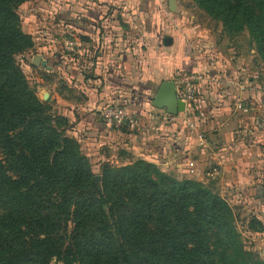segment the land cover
Wrapping results in <instances>:
<instances>
[{
	"label": "trees",
	"instance_id": "obj_1",
	"mask_svg": "<svg viewBox=\"0 0 264 264\" xmlns=\"http://www.w3.org/2000/svg\"><path fill=\"white\" fill-rule=\"evenodd\" d=\"M30 1L0 0V264H264L210 184L142 159L104 164L95 180L69 120L17 61L35 47L19 15ZM192 1L230 33L248 31L264 64V0ZM257 219L250 232L264 230Z\"/></svg>",
	"mask_w": 264,
	"mask_h": 264
},
{
	"label": "crops",
	"instance_id": "obj_2",
	"mask_svg": "<svg viewBox=\"0 0 264 264\" xmlns=\"http://www.w3.org/2000/svg\"><path fill=\"white\" fill-rule=\"evenodd\" d=\"M63 1L65 33H76L87 52L92 43L97 44L96 52L100 50L89 66L88 62L79 64L85 72L71 71L70 77L81 84L79 98H64L55 90L57 107L73 124L71 135L79 140L84 153L97 163L111 160L125 165L142 159L164 172L212 183L229 202L241 203L249 215L260 218L259 207L264 199V99L260 97L261 89L259 92L257 87L248 89L247 75L256 58L253 47L236 42L228 51L212 49L218 54L206 63L200 50L204 42L191 38L194 31L187 32L181 25L170 23L167 27L161 24L162 29L158 31L149 13L152 0H140L148 39L147 46L141 47L147 48L138 52L136 47L129 46L120 52L118 44L111 47L112 39L101 43L103 35L97 25L106 15L102 5L105 0ZM125 5L128 8L132 2L127 0ZM175 8L179 9L177 3ZM112 29L119 31L115 26ZM195 35L206 36L199 30ZM167 36L173 39L171 46L164 44ZM103 43L108 44L106 50ZM49 49V53L41 54L47 61V70L77 68L71 59L61 67L62 53L54 44ZM178 71L201 72L207 80L197 92L188 121L184 114H179L176 122L159 128L160 115L166 110L153 107L152 101L160 85L167 80L174 81ZM252 81L256 82L251 80L250 85ZM111 103L128 105L132 112L142 116L143 128L107 125L98 111ZM189 121L195 124V129L189 128ZM199 134H203L204 145ZM258 138L263 143L259 145L263 147L261 151Z\"/></svg>",
	"mask_w": 264,
	"mask_h": 264
},
{
	"label": "rangeland",
	"instance_id": "obj_3",
	"mask_svg": "<svg viewBox=\"0 0 264 264\" xmlns=\"http://www.w3.org/2000/svg\"><path fill=\"white\" fill-rule=\"evenodd\" d=\"M32 0L23 4L19 8V15L22 20L23 30L32 36L35 47L28 53L23 56H18L17 61L22 66L23 72L28 78L31 86L36 90L37 95L42 101L48 102L52 105L53 109L60 116H63L69 120L67 116L64 115L63 111L57 107V99L55 97V90L59 92V94L64 98H79L78 94L81 93L79 86L81 85L78 80H73L70 76H72L71 71H80V73L85 72L83 69L81 70L79 67L82 63H92V59L95 58L99 49L97 48L96 43H92L90 45L87 52L83 50L82 47L84 42H81L80 37L77 36L76 33L71 32L65 33L64 27L66 26L63 23V11L65 10L64 1L63 0ZM106 3L102 4L105 6L106 15L98 23V31L103 35L102 42H107V39H112L111 47L118 44L120 46V52L126 51L129 46H134L137 48V51H142L144 44H148V39L145 37L144 29H145V15L140 9V0H128L132 2L130 7L126 8V1L121 0L117 3V0H105ZM176 1L179 9L175 8V11H171L169 7V0H152L151 1V10L149 13H152V20L155 25V29L161 30V24L163 27H167L170 24H178L187 32L197 31L205 32L206 36L197 37L194 35L191 36L192 39H196L197 41L203 43L204 45L202 49L203 61L206 63L209 62L210 58L214 60V55H217L218 52L228 51L231 46H233L236 42H243V44H250V37L248 31H245L240 34L230 33L223 25L222 22L217 21L211 18L205 11L201 10L192 0H174ZM175 3V4H176ZM129 9V10H128ZM50 12V13H49ZM56 13V15H55ZM120 13V14H119ZM176 22V23H175ZM165 24V25H164ZM112 26L118 27L119 31H114ZM64 29V30H63ZM67 29V28H66ZM165 29V28H164ZM68 30V29H67ZM167 33L168 31H165ZM194 36V37H193ZM235 37V38H234ZM67 40H74L77 42V47L71 55L68 54L67 51L64 50V44ZM234 40V41H233ZM198 43V42H197ZM54 44V48L59 50L62 53L61 58L59 59V64H68V60H72L73 63H77V68L66 69L65 71H54L51 72L43 67L41 64L39 66L35 65L33 59L43 55L45 53H49L50 47ZM146 44V46H147ZM89 45V44H88ZM105 47V50L108 44H102ZM251 45V44H250ZM46 47V48H44ZM113 48V47H112ZM218 49V52H214L212 49ZM85 51V55L82 56L81 53ZM117 51V50H116ZM138 51V52H139ZM43 54V55H41ZM201 54V55H202ZM210 54V55H209ZM89 56V57H88ZM88 57V59H87ZM255 61L251 66V71L247 75L248 89H259L262 90V97L264 99V64L261 62L259 57L256 55L254 58ZM87 60V61H86ZM81 64V65H79ZM92 65V64H91ZM78 69V70H77ZM257 79H256V78ZM251 80H256V82H251ZM54 86V87H53ZM247 103V102H246ZM251 105V104H250ZM246 106V105H244ZM248 107V106H247ZM249 109V108H248ZM99 116V115H98ZM253 117V116H252ZM70 122V128L67 131V134L76 139L75 136L71 135V129L74 127ZM258 122L256 120L253 121ZM259 126V123H258ZM122 128L133 129L128 125H124ZM136 130V128H134ZM138 130V129H137ZM259 137V134H258ZM264 138V135H262ZM261 139V135H260ZM258 138L257 144L258 146L263 144L260 142ZM78 140V139H77ZM255 141V139H253ZM79 142V140H78ZM80 143V142H79ZM81 145V143H80ZM263 147L259 146L261 151ZM82 149V145H81ZM82 152L84 153L83 149ZM262 153V152H261ZM85 154V153H84ZM91 160L93 164L94 173L97 174L96 177L101 174L102 168L104 164H110L115 167L122 166L121 164H116L115 162L103 161L97 163L96 160L90 158L87 154H85ZM127 165V164H125ZM161 169V168H160ZM163 171V170H162ZM260 171V169H259ZM168 174L173 175L174 177L183 180L187 179L186 177L181 176L176 172H166ZM100 179L98 181H100ZM195 180V179H189ZM212 185V183H206ZM214 190L219 193L215 185H212ZM224 199L227 200L225 194L219 193ZM238 197V196H237ZM228 201V200H227ZM238 201V200H236ZM229 202V201H228ZM230 205L234 208L235 213L238 217V228L241 232L243 243L246 249L252 253L263 255L264 252V230L262 232H250L248 229V220L249 217L255 216L259 220L262 218L264 220V199H262V206L259 207V216L257 215H249L245 208L242 207L241 203L229 202ZM264 224V221H263ZM74 225L72 222L69 223V233L72 231ZM56 264V262L54 263ZM61 264V263H57Z\"/></svg>",
	"mask_w": 264,
	"mask_h": 264
},
{
	"label": "built area",
	"instance_id": "obj_4",
	"mask_svg": "<svg viewBox=\"0 0 264 264\" xmlns=\"http://www.w3.org/2000/svg\"><path fill=\"white\" fill-rule=\"evenodd\" d=\"M76 47L77 42L74 40H67L64 44V50L67 51L69 55L74 53ZM206 77L207 76L201 72L178 71L175 73L174 81L176 84L177 97L185 104V111L181 114L185 115L187 121L191 105L196 100L199 88L207 80ZM247 109L245 110L246 112ZM98 115L107 125L115 128H122L124 125H128L133 129H142L144 124L142 116L132 112L129 106L124 103L107 104L98 111ZM176 120L177 117L175 115L164 112L160 115V124L158 127L168 126L176 122ZM188 126L191 129H195L196 127L195 124L190 121L188 122ZM198 138L201 145H204L203 134H199Z\"/></svg>",
	"mask_w": 264,
	"mask_h": 264
},
{
	"label": "water",
	"instance_id": "obj_5",
	"mask_svg": "<svg viewBox=\"0 0 264 264\" xmlns=\"http://www.w3.org/2000/svg\"><path fill=\"white\" fill-rule=\"evenodd\" d=\"M169 7L171 11H175V1L169 0ZM164 44L166 46H171L173 44V39L171 37L164 38ZM35 65L39 66L40 64L43 67H47V61L43 60V57L38 56L33 59ZM49 69H52L48 67ZM153 107L166 110L168 114L179 115L185 111V104L180 101L176 93V84L173 80L164 81L159 89L157 90L153 101ZM100 178L96 177L95 180L98 181Z\"/></svg>",
	"mask_w": 264,
	"mask_h": 264
}]
</instances>
